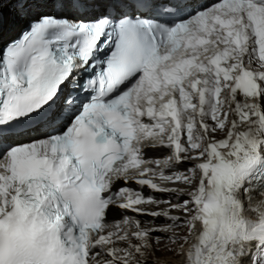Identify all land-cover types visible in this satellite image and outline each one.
<instances>
[{
  "label": "snow or ice",
  "instance_id": "obj_1",
  "mask_svg": "<svg viewBox=\"0 0 264 264\" xmlns=\"http://www.w3.org/2000/svg\"><path fill=\"white\" fill-rule=\"evenodd\" d=\"M161 253L264 264V0H0V264Z\"/></svg>",
  "mask_w": 264,
  "mask_h": 264
},
{
  "label": "bare ground",
  "instance_id": "obj_2",
  "mask_svg": "<svg viewBox=\"0 0 264 264\" xmlns=\"http://www.w3.org/2000/svg\"><path fill=\"white\" fill-rule=\"evenodd\" d=\"M22 26L21 23H16L7 33V35L11 36L13 35L14 31H16L17 29H19L20 27ZM190 166V165H189ZM165 186H168V187H177L179 185H172V184H169V185H165ZM157 196V198L159 199H167V195L166 194H159V193H156L155 194ZM151 210H160V209H163V208H166L167 205L166 204H160V205H151L149 206ZM175 214V213H174ZM246 215H252V212H246ZM144 219H150L148 217H144ZM162 221H156V223H161ZM164 259H168V260H172L173 261V264H179V259L180 257H173L171 256L170 254H166V253H161L160 254Z\"/></svg>",
  "mask_w": 264,
  "mask_h": 264
}]
</instances>
